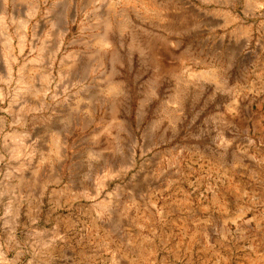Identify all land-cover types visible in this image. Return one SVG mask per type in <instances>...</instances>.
<instances>
[{
    "label": "rangeland",
    "instance_id": "1",
    "mask_svg": "<svg viewBox=\"0 0 264 264\" xmlns=\"http://www.w3.org/2000/svg\"><path fill=\"white\" fill-rule=\"evenodd\" d=\"M12 45L0 264H264V0H40Z\"/></svg>",
    "mask_w": 264,
    "mask_h": 264
},
{
    "label": "bare ground",
    "instance_id": "2",
    "mask_svg": "<svg viewBox=\"0 0 264 264\" xmlns=\"http://www.w3.org/2000/svg\"><path fill=\"white\" fill-rule=\"evenodd\" d=\"M11 3H13V0H0V36L4 39L6 48L8 49L9 52V56L13 60H16L17 55L14 53L15 49L12 45V38L14 36L18 37L19 51L22 52L26 43V39L29 36V20L31 17L34 18L39 13L40 0H37V2H35V4L32 6V9L26 14V17L19 19L18 26L15 28V30H12L11 27V23H13L14 20L16 19L14 12L12 14L10 12ZM43 79L46 80L45 86L40 90L37 89L35 91H41V93L43 94V98L46 99L50 93V84L52 83V79H53L52 74L49 73V76H44ZM51 96H55V95H51ZM10 141H12V145H11L12 148L11 150L9 149L11 151L10 153H12L11 156H18V154H20L24 149L25 146L24 139L19 137L18 135H11ZM13 223L14 222H12V224ZM2 250L3 248L0 247V252H3Z\"/></svg>",
    "mask_w": 264,
    "mask_h": 264
}]
</instances>
